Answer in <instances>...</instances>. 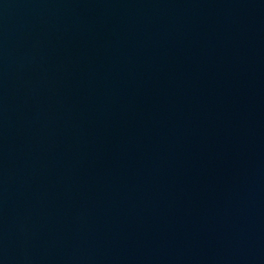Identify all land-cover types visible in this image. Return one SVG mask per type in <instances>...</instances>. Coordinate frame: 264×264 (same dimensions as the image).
Instances as JSON below:
<instances>
[{
	"label": "water",
	"instance_id": "1",
	"mask_svg": "<svg viewBox=\"0 0 264 264\" xmlns=\"http://www.w3.org/2000/svg\"><path fill=\"white\" fill-rule=\"evenodd\" d=\"M0 264H264V0H0Z\"/></svg>",
	"mask_w": 264,
	"mask_h": 264
}]
</instances>
